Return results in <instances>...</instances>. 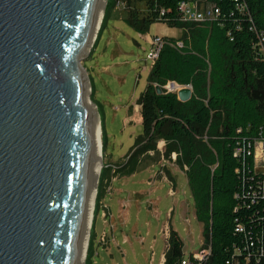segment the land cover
Segmentation results:
<instances>
[{"label": "trees", "instance_id": "1", "mask_svg": "<svg viewBox=\"0 0 264 264\" xmlns=\"http://www.w3.org/2000/svg\"><path fill=\"white\" fill-rule=\"evenodd\" d=\"M182 3L217 8L219 15L186 21ZM120 4L138 33L156 23L184 30L180 39L161 37L137 103L143 133L130 160L162 141L165 159L176 154L203 225V244L190 264H264V173L255 160L256 145L264 143V0H114L113 6ZM169 83L192 88V99L181 102L167 91ZM184 247L171 228L165 264H184Z\"/></svg>", "mask_w": 264, "mask_h": 264}, {"label": "water", "instance_id": "2", "mask_svg": "<svg viewBox=\"0 0 264 264\" xmlns=\"http://www.w3.org/2000/svg\"><path fill=\"white\" fill-rule=\"evenodd\" d=\"M100 1L0 0V264L80 262L97 133L81 63Z\"/></svg>", "mask_w": 264, "mask_h": 264}, {"label": "rangeland", "instance_id": "3", "mask_svg": "<svg viewBox=\"0 0 264 264\" xmlns=\"http://www.w3.org/2000/svg\"><path fill=\"white\" fill-rule=\"evenodd\" d=\"M108 1L102 24L93 31L96 22L81 63L89 79L88 99L96 108L103 133L97 185L100 199L99 205L96 199L84 264H160L166 249L165 225L171 219L185 244L186 264L202 247L203 225L197 221L185 174L150 157H134L130 162L131 151L143 133L137 103L154 64L150 59L152 41L156 37L180 39L184 30L156 23L147 34L138 33L125 21L128 9L122 4L114 7V0L108 7ZM135 6L143 9L140 3ZM160 148L164 150L162 145ZM106 168L111 182L104 193L101 180ZM256 170L264 173L263 143L256 145ZM170 176L176 187L169 183Z\"/></svg>", "mask_w": 264, "mask_h": 264}, {"label": "bare ground", "instance_id": "4", "mask_svg": "<svg viewBox=\"0 0 264 264\" xmlns=\"http://www.w3.org/2000/svg\"><path fill=\"white\" fill-rule=\"evenodd\" d=\"M100 6L98 9V13L96 16V20L94 23V26L97 22V25L93 31H97L100 28V25L102 24L101 20V14L104 11L105 5H106V0H101L100 1ZM94 28V27H93ZM93 34L90 35V42L89 45L92 42L93 39ZM88 51V49H87ZM89 87H87L88 89ZM90 92V88L87 90V100L91 104L95 114H96V108L95 106L91 103V101L88 99V94ZM97 117V115H96ZM97 120V133H96V144H95V171H94V177L92 180V185H91V191H90V196H89V201L87 205V210L85 214V221H84V228H83V235H82V241H81V254H80V262L79 264H84L87 256V251H88V246L90 242V230L92 228V222H93V216H94V209H95V204H96V198H97V185H98V177L102 168V130L101 126L99 123V120Z\"/></svg>", "mask_w": 264, "mask_h": 264}, {"label": "built area", "instance_id": "5", "mask_svg": "<svg viewBox=\"0 0 264 264\" xmlns=\"http://www.w3.org/2000/svg\"><path fill=\"white\" fill-rule=\"evenodd\" d=\"M180 9L183 14V18L186 21L188 20V21H194V22H204L207 20H213L219 15V9L217 8L198 7L196 4H193V3H182L180 6ZM152 46H153V49H152V54L150 56V59L151 61L155 62L163 46L162 38L156 37L152 41ZM182 88H185V87L179 86L176 83H169L168 86L166 87L167 91L171 93H178ZM255 160H256V150H255ZM171 192L174 193L173 190ZM197 257L201 259L202 255L197 256ZM161 264H165V255H163V260ZM186 264H190V263L187 262Z\"/></svg>", "mask_w": 264, "mask_h": 264}, {"label": "crops", "instance_id": "6", "mask_svg": "<svg viewBox=\"0 0 264 264\" xmlns=\"http://www.w3.org/2000/svg\"><path fill=\"white\" fill-rule=\"evenodd\" d=\"M139 108V107H138ZM161 145L164 147V150H162L160 147ZM165 147H166V143L165 142H159L158 146H157V150L156 151H150L148 153H145L144 155L142 156H139V158L142 160L143 158H146V157H150L152 159H154L155 161H159V162H162L164 164L166 163H170L171 165H173L175 168H178L181 172L184 173V171L175 163V160H176V154H173L172 157L170 159H165L163 153L165 152ZM155 155H158V159L155 158ZM133 160V158L131 159ZM130 160V162H131ZM143 163H140V165H142ZM109 170L106 168L105 170V174H104V177L102 178L101 180V189L103 190V192L105 193L106 190L108 189L109 185H110V182H111V179L107 176ZM185 174V173H184ZM186 176V175H185ZM117 178V177H116ZM115 178V179H116ZM114 179V178H113ZM163 180L164 181H167L168 182V178L167 177H163ZM169 183H171V185L173 187H176V181L174 180V178H172L170 176V181ZM100 199V198H99ZM99 205V203H98ZM172 218V216L169 215V218ZM171 228H174V226L172 225V219L171 221H169L166 225H165V231H164V240L166 241V249L163 253V255H165V252L167 250V247H168V240H169V234H170V230ZM176 231V230H175ZM166 232V233H165ZM185 245V244H184ZM162 260H163V256H162ZM161 260V262H162ZM161 264V263H160Z\"/></svg>", "mask_w": 264, "mask_h": 264}]
</instances>
